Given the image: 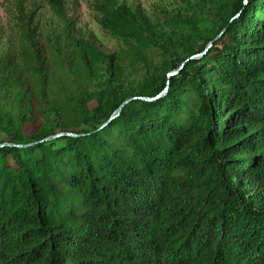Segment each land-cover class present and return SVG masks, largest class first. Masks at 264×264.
<instances>
[{
  "label": "trees",
  "instance_id": "trees-1",
  "mask_svg": "<svg viewBox=\"0 0 264 264\" xmlns=\"http://www.w3.org/2000/svg\"><path fill=\"white\" fill-rule=\"evenodd\" d=\"M43 1L65 20L63 0ZM95 9L146 71L68 37L102 73L92 90L43 94L32 117L0 89V264H264V0H194L167 28L115 0ZM10 86L19 105L30 85ZM60 132L75 135L46 140Z\"/></svg>",
  "mask_w": 264,
  "mask_h": 264
},
{
  "label": "rangeland",
  "instance_id": "rangeland-1",
  "mask_svg": "<svg viewBox=\"0 0 264 264\" xmlns=\"http://www.w3.org/2000/svg\"><path fill=\"white\" fill-rule=\"evenodd\" d=\"M65 20H60L43 0H0V89L8 100L4 101L11 110L19 109L32 117L47 116L46 101L43 94L63 95L90 91L95 80L101 78L99 69L86 72L84 65L68 45V37L93 44L102 55H111L112 63L122 65L127 75L142 76L147 67L145 52L138 43L129 44L112 36L99 23L96 0H63ZM126 4L131 10H141L155 27H169L176 16L184 17L192 8L194 0H115ZM30 23L36 29L41 61H33V53L27 41L21 36L19 22ZM136 51V53H134ZM147 51V50H146ZM136 54H141V56ZM198 55V54H197ZM200 55L195 57L199 58ZM101 64V62H99ZM47 68L48 89L38 79L39 70ZM145 69V70H144ZM101 75V76H100ZM14 78H19L30 88L19 105L13 103ZM6 81V82H5ZM16 91V90H15ZM47 97V96H45ZM49 98V97H48ZM4 100V99H2ZM90 107L93 106L91 102ZM69 119V118H68ZM28 128L25 132H28Z\"/></svg>",
  "mask_w": 264,
  "mask_h": 264
},
{
  "label": "water",
  "instance_id": "water-1",
  "mask_svg": "<svg viewBox=\"0 0 264 264\" xmlns=\"http://www.w3.org/2000/svg\"><path fill=\"white\" fill-rule=\"evenodd\" d=\"M218 36H220V35H218ZM217 36V37H218ZM198 55H200V54H198ZM197 54H195V55H193V56H191V58H195V57H197L198 56ZM177 73V70H175V71H172V72H170L169 74H168V76H173V75H175ZM162 93H165V92H162ZM161 96V93H159L157 96H155V97H150V98H148V97H140V99H142V100H145V101H152V100H154V99H156V98H158V97H160ZM126 103V101L124 102V103H122L113 113H112V115L109 117V119L102 125V126H105V125H107L112 119H114L115 117H117L118 115H119V113H120V111H121V108L123 107V105ZM62 135H68V136H72V135H75V134H73V133H71V132H60V133H57V134H55V135H53V136H50V137H48L46 140H48V139H54V138H57V137H59V136H62Z\"/></svg>",
  "mask_w": 264,
  "mask_h": 264
}]
</instances>
